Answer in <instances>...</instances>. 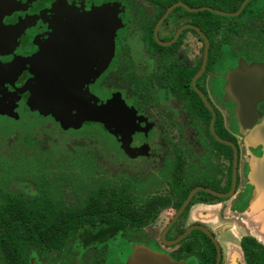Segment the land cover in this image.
<instances>
[{
  "label": "flooded vegetation",
  "instance_id": "flooded-vegetation-1",
  "mask_svg": "<svg viewBox=\"0 0 264 264\" xmlns=\"http://www.w3.org/2000/svg\"><path fill=\"white\" fill-rule=\"evenodd\" d=\"M98 8L109 9L118 20L114 52L107 68L82 91L98 105L119 96L138 125L135 133L111 129L125 135V145L119 150L109 146L106 163L124 160L120 154L136 142V161L153 166L144 179L125 173L121 183L152 181L155 187L165 182L167 195L151 197L168 198L167 207L173 210L159 234L160 245L138 244L161 252L163 248L175 262L226 264L224 226H214L218 221L211 214L202 221L191 213L197 205H225L241 186L240 137L229 130L224 113L241 106V101L238 107L236 101L228 103L232 95H243L245 126L264 123V0H0V123H13L25 114L39 116L30 111L31 93L22 91L33 78L28 61L57 28ZM253 80L257 85L248 86ZM212 118L217 137L232 143L237 154L234 192L223 198L197 191L165 239L174 241L190 232L167 246L161 235L193 189L231 191L234 149L215 138ZM26 140L37 141L23 136L24 144ZM39 142L45 151L44 138ZM183 191L188 195L181 200ZM240 247L250 252L249 259L232 264L262 263L264 241L257 245L253 238H241ZM132 251L121 256L128 258Z\"/></svg>",
  "mask_w": 264,
  "mask_h": 264
},
{
  "label": "rangeland",
  "instance_id": "rangeland-1",
  "mask_svg": "<svg viewBox=\"0 0 264 264\" xmlns=\"http://www.w3.org/2000/svg\"><path fill=\"white\" fill-rule=\"evenodd\" d=\"M246 85L244 83L243 88ZM255 85L257 82L253 80L248 86ZM247 95L250 97L249 94ZM28 105L31 112L38 113V117L25 114L13 123H0V187L3 191L20 192L34 199L42 189L57 202L64 201L68 205H76L79 199L85 200L96 192L101 193L102 190L113 189L119 192L125 189L126 192L129 188L130 195L134 199L133 204L137 208L153 194L167 195L166 184L162 181L155 187L152 181L140 185L138 181L136 183L128 180L132 183L130 187L121 183L120 178H124L125 173L129 176L140 174L144 179L150 174L153 166L150 161L146 165L136 161L139 154L135 148L136 142H132V145L130 143L132 148L127 154H120L124 160L116 158L111 166L107 165L105 158L108 156L109 146L119 150L121 145H125L124 134L101 125L43 111L32 103ZM23 136L36 138L37 141H33L32 146L28 147L22 141ZM43 138L46 142V151L39 149V140ZM172 215V208L162 209L154 223L140 230L144 234L141 242L145 244L155 241L153 245H160L159 234ZM136 244H138L137 240L131 242L117 236L105 249L100 248L87 254H84L79 246L74 245L77 253L71 262L72 264H125V260L127 261L129 257L121 256L124 255V251L120 247L126 245L128 252L131 253ZM29 260L31 264L54 262L67 264L65 253L59 254L56 251L47 255L45 261H38L34 253Z\"/></svg>",
  "mask_w": 264,
  "mask_h": 264
},
{
  "label": "water",
  "instance_id": "water-1",
  "mask_svg": "<svg viewBox=\"0 0 264 264\" xmlns=\"http://www.w3.org/2000/svg\"><path fill=\"white\" fill-rule=\"evenodd\" d=\"M119 26L116 16L106 8H98L86 14L69 19L57 28L46 40L40 51L28 61L33 78L22 91L31 93L32 104L47 112L75 118L83 122L98 123L121 132L135 133L138 125L133 111L119 96H114L103 104H95L83 93V87L107 68L114 52V35ZM206 102V101H205ZM209 107V106H208ZM214 116V113H212ZM211 120V132L226 145L233 144L217 137ZM237 174V154L234 149L232 187L228 194H218L209 189H193L174 218L161 235L167 246L175 245L187 236L185 231L174 241H167L165 233L182 213L197 191H204L218 197H229L235 189ZM217 246V245H216ZM154 254L146 246H133L126 264H152ZM218 256L219 249L217 247Z\"/></svg>",
  "mask_w": 264,
  "mask_h": 264
},
{
  "label": "trees",
  "instance_id": "trees-1",
  "mask_svg": "<svg viewBox=\"0 0 264 264\" xmlns=\"http://www.w3.org/2000/svg\"><path fill=\"white\" fill-rule=\"evenodd\" d=\"M32 144L26 140V146ZM230 177L231 170L229 180ZM127 190H102L85 200L79 199L76 205H68L53 200L42 189L32 199L0 187V264H31L32 253L41 262L55 251L64 252L67 264H72L77 253L74 245L87 254L105 249L117 236L131 242L140 241L144 235L140 230L154 223L170 200L151 197L137 208ZM187 195L183 191L181 200ZM181 204L182 201L175 207ZM122 248L125 254L130 253L127 246ZM261 264H264V255Z\"/></svg>",
  "mask_w": 264,
  "mask_h": 264
},
{
  "label": "crops",
  "instance_id": "crops-1",
  "mask_svg": "<svg viewBox=\"0 0 264 264\" xmlns=\"http://www.w3.org/2000/svg\"><path fill=\"white\" fill-rule=\"evenodd\" d=\"M232 96L234 99H229L228 103L231 105L236 101L238 107L241 101V106L234 111L225 110L224 113L227 121L231 122L229 130L240 137L241 186L225 205L221 204L212 208L197 205L191 213L195 220L202 221L211 214L217 217L218 223L214 226H224L222 240L226 246V264H232L236 259L240 260L239 262L242 259V263H245V260L249 259L250 252L248 250L242 252L240 247L241 238L248 240L253 238V242L257 245L260 241H264V123L254 128L245 126L246 115L243 116L241 109L243 95L238 92ZM161 250L162 252L151 249L154 254L149 256L144 252V255L152 257V264H184V262L173 261L165 249Z\"/></svg>",
  "mask_w": 264,
  "mask_h": 264
}]
</instances>
